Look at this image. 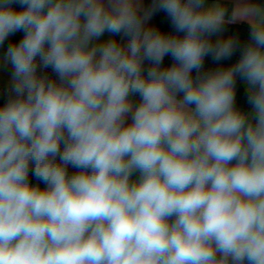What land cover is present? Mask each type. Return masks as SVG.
<instances>
[{
    "label": "clouds",
    "instance_id": "clouds-1",
    "mask_svg": "<svg viewBox=\"0 0 264 264\" xmlns=\"http://www.w3.org/2000/svg\"><path fill=\"white\" fill-rule=\"evenodd\" d=\"M244 16L0 0V264H264V0Z\"/></svg>",
    "mask_w": 264,
    "mask_h": 264
},
{
    "label": "trees",
    "instance_id": "trees-1",
    "mask_svg": "<svg viewBox=\"0 0 264 264\" xmlns=\"http://www.w3.org/2000/svg\"><path fill=\"white\" fill-rule=\"evenodd\" d=\"M150 3L151 0H144L145 6H147ZM16 7L19 6L17 5ZM154 19H155V24L158 25L161 29L167 32L172 31L170 24L168 23L165 17V14L158 13L157 15L154 16ZM227 30L229 31V34H236L243 41L246 40L248 37L249 25L245 23H235L234 25L228 26ZM238 58H239V53H236L230 60H224L220 62H214L211 60V58H206L204 69L209 70L218 67L220 65L227 66L234 63L236 60H238ZM171 63H172L171 59L169 57H166L164 60V64L169 65ZM237 103L238 105L242 106L245 110H247L250 107L247 104L246 93L243 84L239 80L237 84Z\"/></svg>",
    "mask_w": 264,
    "mask_h": 264
},
{
    "label": "crops",
    "instance_id": "crops-1",
    "mask_svg": "<svg viewBox=\"0 0 264 264\" xmlns=\"http://www.w3.org/2000/svg\"><path fill=\"white\" fill-rule=\"evenodd\" d=\"M207 2L210 3L212 2V0H207ZM257 2H259V0H220V3L228 9L229 13H232L233 10L235 11V16L238 21L237 23H245L247 25L248 23L245 22V16H244L245 10L249 5ZM150 23L155 24V19L153 18V20ZM226 34H229L228 30ZM22 35H23L22 33H17L15 36L10 37V40L18 41L20 38H22ZM104 38H108L107 34L102 39ZM117 38L119 39V37ZM5 49H6V45L4 48H0V57H2ZM9 85H10V66L9 68H4L2 64V60H0V104H1V89ZM31 179L33 183H37V181H35L34 178ZM41 187H43V184H41Z\"/></svg>",
    "mask_w": 264,
    "mask_h": 264
},
{
    "label": "built area",
    "instance_id": "built-area-1",
    "mask_svg": "<svg viewBox=\"0 0 264 264\" xmlns=\"http://www.w3.org/2000/svg\"><path fill=\"white\" fill-rule=\"evenodd\" d=\"M44 72H46L49 76H53L54 74L51 72V69H46V70H43ZM9 86L7 87H4L3 89H1V104L5 102L6 100V96H5V93L7 92ZM75 169H72V168H69V172H74Z\"/></svg>",
    "mask_w": 264,
    "mask_h": 264
}]
</instances>
